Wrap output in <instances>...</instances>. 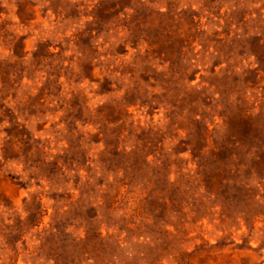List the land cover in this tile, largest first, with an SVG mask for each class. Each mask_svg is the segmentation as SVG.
I'll return each instance as SVG.
<instances>
[{
	"label": "rangeland",
	"instance_id": "374dc122",
	"mask_svg": "<svg viewBox=\"0 0 264 264\" xmlns=\"http://www.w3.org/2000/svg\"><path fill=\"white\" fill-rule=\"evenodd\" d=\"M0 264H264V0H0Z\"/></svg>",
	"mask_w": 264,
	"mask_h": 264
}]
</instances>
